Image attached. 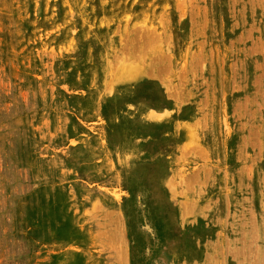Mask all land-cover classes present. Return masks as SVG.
Instances as JSON below:
<instances>
[{"label":"rangeland","instance_id":"rangeland-1","mask_svg":"<svg viewBox=\"0 0 264 264\" xmlns=\"http://www.w3.org/2000/svg\"><path fill=\"white\" fill-rule=\"evenodd\" d=\"M263 181L264 0H0V264H264Z\"/></svg>","mask_w":264,"mask_h":264},{"label":"bare ground","instance_id":"bare-ground-1","mask_svg":"<svg viewBox=\"0 0 264 264\" xmlns=\"http://www.w3.org/2000/svg\"><path fill=\"white\" fill-rule=\"evenodd\" d=\"M150 118V117H149ZM250 168V167H249ZM247 177V176H246ZM216 178V177H215ZM264 182V181H263ZM232 185V184H231ZM155 192V191H154ZM190 201V200H189Z\"/></svg>","mask_w":264,"mask_h":264}]
</instances>
